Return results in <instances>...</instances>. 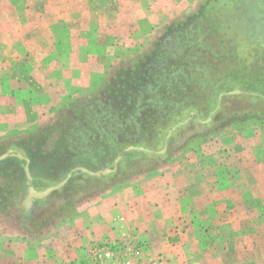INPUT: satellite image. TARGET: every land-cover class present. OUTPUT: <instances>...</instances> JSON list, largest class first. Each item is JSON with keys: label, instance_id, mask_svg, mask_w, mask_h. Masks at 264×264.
I'll return each instance as SVG.
<instances>
[{"label": "rangeland", "instance_id": "obj_1", "mask_svg": "<svg viewBox=\"0 0 264 264\" xmlns=\"http://www.w3.org/2000/svg\"><path fill=\"white\" fill-rule=\"evenodd\" d=\"M149 15L139 0H0V155L15 149L52 167L50 159L71 115L89 118L87 129L108 118V97L116 98L131 78L157 76L164 47L170 50L172 85L180 82L181 66L191 80V101L203 109L212 86L203 82L206 73L215 82L227 75L230 84V72L248 77L264 72V0H197L185 10H168L159 24H150ZM250 97L224 98L211 127L193 120L180 128L161 158L124 159L107 178L109 184L84 178L52 194L34 219H25L22 212L24 164L14 158L0 163V242L10 237L46 240L111 184L154 172L222 134L242 140L246 132L248 142L257 141L250 159L258 163L256 155L264 151V104L254 106ZM163 147L160 142L153 152ZM54 176L49 177L58 183ZM190 226L183 243L177 234ZM190 226L174 227V241L156 254L158 264H264V214L242 219L236 228L223 227L221 234L193 221Z\"/></svg>", "mask_w": 264, "mask_h": 264}, {"label": "crops", "instance_id": "obj_2", "mask_svg": "<svg viewBox=\"0 0 264 264\" xmlns=\"http://www.w3.org/2000/svg\"><path fill=\"white\" fill-rule=\"evenodd\" d=\"M155 1L139 0L150 13V24H159L168 10H185L197 0ZM106 4L102 3L104 8ZM242 134V140L222 134L202 148L160 164L154 172L111 184L99 199L74 210L70 220L46 240L32 243L24 237H10L0 242V264H84L91 242L125 240L130 235L150 245L144 260L134 264H158L156 254L172 241L170 232L175 226L184 228L193 221L221 234L223 227L236 228L242 219L262 216L264 151L253 164L250 150L257 141L248 142V134ZM190 229L177 234L183 243Z\"/></svg>", "mask_w": 264, "mask_h": 264}, {"label": "trees", "instance_id": "obj_3", "mask_svg": "<svg viewBox=\"0 0 264 264\" xmlns=\"http://www.w3.org/2000/svg\"><path fill=\"white\" fill-rule=\"evenodd\" d=\"M159 51L163 57L161 66L156 70L157 76L144 74L139 80L135 77L131 78L124 84V89L117 98L112 100L114 106L112 102H109V106L104 108L108 118L96 120L98 122L95 121L96 123L90 125L89 129L85 127L89 118L84 119L79 113L76 115L77 120L71 118L66 123L61 130L62 138L59 141L58 150L50 159L52 167L47 169L41 165L42 161L39 157L30 156L29 158L21 152L31 160L30 170L34 182L38 183L36 187L45 189L56 185L76 167H83L93 172L102 170V166L112 169L119 153L130 146H140L156 151L160 142L162 145L165 142L164 134L177 123L190 117L191 113L196 114L193 117L195 122L198 118H203L205 121L215 109L221 93L236 89L242 92L247 91V93L256 94V96L249 95L254 100V106L264 104V72H255L250 77L230 72L233 76L230 84L227 83V75L224 80L215 82L214 78L206 73L203 82L212 86L204 99L203 109L198 102L191 101L187 86L191 84V80H188L187 74H182L181 66L177 67L181 74L177 75V80L180 82L172 85L174 77L170 76L172 68L168 67V61L171 58L170 50L164 47ZM152 134L155 136L154 139H151ZM96 141L99 144L98 148L94 147ZM142 156L147 154L130 152L125 160ZM14 160L24 164L17 158ZM51 174L56 175L54 177L59 180L58 183H55L54 178L49 177ZM84 178L96 179L83 174L76 175L65 188L75 186ZM96 180L103 181L105 178ZM22 212H24L23 208Z\"/></svg>", "mask_w": 264, "mask_h": 264}, {"label": "water", "instance_id": "obj_4", "mask_svg": "<svg viewBox=\"0 0 264 264\" xmlns=\"http://www.w3.org/2000/svg\"><path fill=\"white\" fill-rule=\"evenodd\" d=\"M239 95H254V96H256V94H250L247 92H242L238 89H236L234 91L221 93L218 96L217 105H216L215 109L211 112L209 117L205 121L198 119L197 122L200 124H203V125L210 126L211 122L213 120V116L220 110V108L222 106L223 99L226 97L239 96ZM195 115H196L195 113H191L190 117H188L186 120L179 122L170 128V130L168 131L167 136L165 138L164 147L159 152H153L149 149H146V148L140 147V146H130V147L126 148L125 150H123L122 152L119 153L117 158L114 160L112 169L104 168L100 171L93 172V171H90V170L83 168V167H77V168L73 169L70 173H68L67 176L63 180H61L58 184H56L54 186L47 187L44 190H37L35 188L33 175H32V172L30 170V162L31 161L29 158L25 157L24 155H22L17 150L11 149V150H8L6 153H3L2 155H0V163L4 162L10 158H17L20 161L24 162V164H25L24 172H25V177H26L27 195H26V198L22 201V207L25 210L26 214H29L32 206L34 205V203L36 201L45 200L46 198L50 197L52 194L62 190L63 188H65L68 185V183L76 175L83 174V175H86L90 178H96V179L108 178L110 175L117 172L118 165L124 161L126 155L130 152H139V153H143V154H156L160 158L163 157L167 152L168 143H169V140L171 139V137L173 136V134L178 129L186 126L190 121H192V119Z\"/></svg>", "mask_w": 264, "mask_h": 264}, {"label": "built area", "instance_id": "obj_5", "mask_svg": "<svg viewBox=\"0 0 264 264\" xmlns=\"http://www.w3.org/2000/svg\"><path fill=\"white\" fill-rule=\"evenodd\" d=\"M148 243L130 235L125 240L103 239L86 247L84 264H134L143 259Z\"/></svg>", "mask_w": 264, "mask_h": 264}, {"label": "flooded vegetation", "instance_id": "obj_6", "mask_svg": "<svg viewBox=\"0 0 264 264\" xmlns=\"http://www.w3.org/2000/svg\"><path fill=\"white\" fill-rule=\"evenodd\" d=\"M261 21V20H260ZM245 96H248V95H245ZM117 98V97H116ZM113 99H115V98H112V97H108V103L110 102H112V104H113V106H114V102L112 101ZM223 103V102H222ZM211 114V113H210ZM215 116V115H214ZM214 116H213V118H214ZM71 118L72 119H74V120H77L78 119V117L76 116V114H72L71 115ZM198 119H200V118H198ZM193 120V119H192ZM191 122V121H190ZM212 122H213V120H212ZM212 122H211V124H212ZM203 125V124H202ZM205 126H207V125H205ZM207 127H211V125L210 126H207ZM11 150V149H10ZM31 161V160H30ZM30 165H31V162H30ZM24 166H25V164H24ZM77 168V167H76ZM104 168H106V167H103L102 166V169H104ZM111 169V168H110ZM111 176V175H110ZM109 176V177H110ZM108 177V178H109ZM106 180V184H109V182H108V179L107 178H105ZM38 183H35L34 182V186H35V188L37 189V190H40L38 187H36V185H37ZM64 189V188H63ZM44 190V189H43ZM49 198V197H48ZM48 198H46L45 200H41V201H36L35 203H34V205L32 206V208H31V210H30V212H29V214H26V212H25V210H24V218L25 219H34L37 215H38V213H40V212H38V211H40V210H43V209H40L41 208V204L42 203H44ZM37 213V214H36Z\"/></svg>", "mask_w": 264, "mask_h": 264}]
</instances>
